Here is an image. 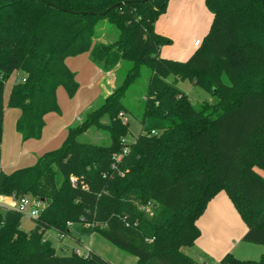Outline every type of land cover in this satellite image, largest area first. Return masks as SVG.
<instances>
[{
    "label": "trees",
    "instance_id": "obj_1",
    "mask_svg": "<svg viewBox=\"0 0 264 264\" xmlns=\"http://www.w3.org/2000/svg\"><path fill=\"white\" fill-rule=\"evenodd\" d=\"M168 1L0 0V143L11 73L24 80L12 84L6 105L19 109L15 128L27 140L40 137L47 113L59 112L57 88L69 97L78 88L67 57L88 52L103 71L131 62L114 91L68 127L58 148L33 165L0 168V195L41 202L30 231L20 227V211L0 206V264H111L92 250L56 254L44 233L69 235L68 222L80 236L98 233L134 255L135 264H196L182 247L193 245L197 219L222 190L247 226L242 240L264 245V177L256 171L264 169V0H205L210 27L186 60L160 55L171 39L154 23ZM102 19L118 30L111 43H94ZM143 66L150 76L142 131L124 143L128 124L118 113ZM177 79L217 101L195 108ZM90 127L106 131L110 143L78 141ZM220 264H264V253L238 259L228 252Z\"/></svg>",
    "mask_w": 264,
    "mask_h": 264
},
{
    "label": "crops",
    "instance_id": "obj_2",
    "mask_svg": "<svg viewBox=\"0 0 264 264\" xmlns=\"http://www.w3.org/2000/svg\"><path fill=\"white\" fill-rule=\"evenodd\" d=\"M205 7V0H169L165 12L155 21L154 29L156 32L169 37L171 26L176 23L175 14L172 13L173 16L171 15L173 9L176 12L198 9L205 15ZM209 15L212 20V13ZM205 32L206 27L199 32V35L196 33L189 36V41L179 47V51L173 50L171 48L173 44L171 43L162 45L160 47V55L174 60H186L197 48L194 45V41L204 37ZM95 42L106 43L104 39L103 41H98L97 38L96 40L94 39ZM65 63L75 74L78 88L72 97L67 95L63 87L57 88L56 97L59 112H49L44 116L45 123L39 138L22 140L15 128L20 111L14 108L4 110L0 143V168L4 172L9 173L17 168L33 165L43 153L58 148L66 137L68 127L80 122L91 106L98 99L108 94L111 88L114 87L115 81L111 78L110 72L103 71L97 66L90 58L88 52L69 56L65 59ZM118 65L119 63L116 67ZM7 113L10 117L12 115V118H9V122L12 121V128L8 124L10 129L6 136V127L4 125L6 119L4 117H6ZM16 203L17 200L14 196L0 195V206L15 208ZM196 223L199 227L200 235L196 238L193 245L187 246L188 250L184 251L196 264H220V259L228 252L238 259H258L264 253V245L262 244L241 242L243 241V235L247 231V226L223 190L210 199ZM75 225L71 226L69 236L79 240V236H77L78 225L77 233L73 234ZM94 236L95 233H92L86 237H92L93 239ZM229 236H231V242L227 241ZM81 243L86 248L97 252H101L102 248L109 249L116 256L115 258L118 259V261H114V264H135L136 262L135 256L132 259L110 246L108 242L89 241ZM62 245L61 249L64 255L70 254V252L65 253L69 245L66 243ZM74 247V245H71L69 248L73 250ZM55 252L56 254H61L56 249Z\"/></svg>",
    "mask_w": 264,
    "mask_h": 264
},
{
    "label": "rangeland",
    "instance_id": "obj_3",
    "mask_svg": "<svg viewBox=\"0 0 264 264\" xmlns=\"http://www.w3.org/2000/svg\"><path fill=\"white\" fill-rule=\"evenodd\" d=\"M171 15L173 16L172 13L175 14L176 17V23L171 26V32L169 38L171 40L172 49L179 51V47L183 46L189 41V36H192L194 34H200L199 32L206 27V32L204 36L206 35L210 23H211V14L210 10L205 7V15L201 13V10L195 9L192 11H186V12H176L174 9L172 10ZM169 28V26H168ZM118 37V30L117 28L108 22L106 19H102L98 22V24L95 26L94 29V39H98V41H106V43H111L115 41ZM194 37V36H193ZM201 37V36H198ZM203 37H201L199 40L202 41ZM96 43V42H95ZM166 45V44H165ZM119 63V65L116 67V65ZM117 64L108 72L111 74V78L115 81L114 87L111 88L110 92L106 94L104 97L101 99H98L89 110L96 108L98 105H100L104 98L109 95L114 89L117 87V85L124 79L127 71L131 67V62L126 61V60H121L117 62ZM107 72V71H106ZM150 76V70L143 66L140 71L139 77L129 86L128 90L125 93V96L123 98V104L125 106L126 110L120 111L127 120L128 124V132L126 135L123 136V139L127 143L133 142L136 137L141 133L142 131V113H143V104H144V99L147 94V87H148V80ZM19 74L17 72H13L10 74L9 77L6 78L4 82V90H3V105H4V110H8L12 107H8L6 105L7 102V97L9 90L12 86V84L18 80ZM168 81H173V76H169ZM175 85L182 90L191 100L193 106L195 108H205L208 107V105L213 104L217 101V97L212 95L211 93L205 91L201 87L195 85L192 83L189 79H177L175 82ZM16 110H19L18 108H14ZM88 110V111H89ZM210 111V110H208ZM119 112V113H120ZM118 113V116H119ZM217 112L211 113L213 117H215ZM120 117V116H119ZM6 119L5 122V135H8L10 127L12 128V121L9 122V118H12V115L6 114ZM121 118V117H120ZM103 122H107L108 119L106 116H104L101 119ZM122 120V118H121ZM10 127H9V125ZM14 128V127H13ZM3 129V125H2ZM78 141L80 142H90V143H96V144H109L110 143V136L106 131H103L101 129H98L96 127H90L88 130H86L84 133L78 136L77 138ZM256 171L260 173L264 177V169L256 168ZM34 221L33 218L30 217L27 213V210L23 212V216L20 222V227L26 231H29L31 228H33ZM73 225V224H72ZM77 225L73 227V234H76L77 232ZM231 235V234H229ZM45 238L50 241L53 247H55L56 251L58 253H61L64 255L61 246L62 244H68L69 247L71 245H74L76 249H79L83 251L86 246H84L81 242H108L110 246H113L116 250L123 252L127 256L131 257L132 259L134 258V255L123 251L122 249L116 247L114 244L110 243L107 239L102 237L100 234L95 233V236L90 238L86 237L85 235L80 236L79 232V240L74 239L70 237L69 235H66V237L60 239L58 238L59 233H57L55 230H49L44 234ZM92 239V240H91ZM228 242H231V236L227 239ZM226 242V241H225ZM241 242H246V241H241ZM86 245V244H85ZM67 247L65 253L72 252V249ZM183 251H187V247H182ZM98 255H100L102 258L108 260L111 264H114V261H118L116 256L113 255V253L109 249L102 248L101 252H97L95 250H92ZM248 259H253V258H248Z\"/></svg>",
    "mask_w": 264,
    "mask_h": 264
},
{
    "label": "built area",
    "instance_id": "obj_4",
    "mask_svg": "<svg viewBox=\"0 0 264 264\" xmlns=\"http://www.w3.org/2000/svg\"><path fill=\"white\" fill-rule=\"evenodd\" d=\"M194 45H196V46L199 45V40H195ZM18 80L23 81L24 78H18ZM119 116L122 118L123 123L127 122L126 117L121 112L119 113ZM151 133H154V131H152ZM122 142L125 143L124 139H122ZM125 151H126V149L124 148L123 152H125ZM120 155H121V153L116 155V158L118 159L120 157ZM16 200H17V203H16V206L14 209L20 211L22 214L25 210H27L28 215L32 218H34L38 215L40 207H41V202L38 198L28 196V195H24V196H21L20 198H18ZM67 226L71 227L72 223L68 222ZM66 235L67 234H65V233H59L58 237L64 238V237H66ZM72 251L79 254V255L87 256L91 250L85 247V249L83 251L76 249V248H73Z\"/></svg>",
    "mask_w": 264,
    "mask_h": 264
},
{
    "label": "water",
    "instance_id": "obj_5",
    "mask_svg": "<svg viewBox=\"0 0 264 264\" xmlns=\"http://www.w3.org/2000/svg\"><path fill=\"white\" fill-rule=\"evenodd\" d=\"M263 6H264V2H263Z\"/></svg>",
    "mask_w": 264,
    "mask_h": 264
}]
</instances>
